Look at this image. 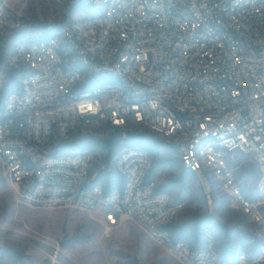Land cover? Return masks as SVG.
Segmentation results:
<instances>
[{
  "label": "built area",
  "instance_id": "2783aa9c",
  "mask_svg": "<svg viewBox=\"0 0 264 264\" xmlns=\"http://www.w3.org/2000/svg\"><path fill=\"white\" fill-rule=\"evenodd\" d=\"M76 2L88 8L63 23L61 38L34 33L15 48L27 71L0 102V158L17 199L101 210L109 228L128 217L182 264H264V242L229 262L209 247L175 241L165 226L180 205L147 183V150L118 151L112 164L126 184L106 193L93 183L88 150L57 148L91 116L150 129L176 144L209 198L211 175L220 180L264 239V216L229 167L244 154L264 173V0ZM7 22L0 7V37ZM4 82L0 71V88Z\"/></svg>",
  "mask_w": 264,
  "mask_h": 264
},
{
  "label": "rangeland",
  "instance_id": "374dc122",
  "mask_svg": "<svg viewBox=\"0 0 264 264\" xmlns=\"http://www.w3.org/2000/svg\"><path fill=\"white\" fill-rule=\"evenodd\" d=\"M70 0H3L0 6L7 15L3 35L7 38L18 25L58 23ZM33 31L9 39L4 56L0 48V71L7 64L19 65L15 48L19 41L31 38ZM6 43L0 40V45ZM91 120L98 116H91ZM80 130L87 137L106 139L101 122L82 123ZM172 143V142H171ZM93 161V142H84ZM101 146V145H100ZM122 149V148H121ZM163 156V154H162ZM237 187L252 201L264 216V173L257 161L248 155H235L229 161ZM167 165L157 175L155 185H163L175 178ZM211 197L205 199L197 178L191 182L192 193L179 205L176 219H196L205 212L213 213L223 226H210L202 245L216 252L222 260L226 245V230H234L237 253L257 251L263 244L261 225L233 203V197L221 181L211 175ZM174 203L178 190L165 192ZM251 197V199L248 197ZM0 247L21 252L26 264H182L156 238L128 217L109 228L101 210L85 211L74 207H38L19 201L8 183L0 158ZM61 257H57L59 254ZM0 264H16L9 255Z\"/></svg>",
  "mask_w": 264,
  "mask_h": 264
},
{
  "label": "trees",
  "instance_id": "16d2710c",
  "mask_svg": "<svg viewBox=\"0 0 264 264\" xmlns=\"http://www.w3.org/2000/svg\"><path fill=\"white\" fill-rule=\"evenodd\" d=\"M70 1L63 14V18L58 23H34L30 26L18 25L12 28V33L7 38H5L2 33L0 40L6 42L0 45L2 56H4L6 52V45L4 44H7L9 39L16 38L21 33L33 31V33H36L35 39L55 36L61 38V27L63 23L80 10L88 8L81 2L71 4ZM2 4L3 0H0V6ZM3 70L5 73V82L0 88V102L4 101L8 93L21 88L22 78L26 75L27 71L26 67L21 63L19 65L7 64ZM97 120L98 119H96V121ZM94 121L95 120H90L89 122H86L85 120L82 123H91ZM99 122H101L104 131L108 133L106 139H100L93 136L87 137L78 127L70 133L68 138H60L57 145L59 151H64L65 149L85 150L84 142L88 139L90 143L93 142L95 155L100 156L98 152L100 149L102 157L100 156L99 160L95 158L96 160L93 161L91 168V171L94 174V184L100 185L106 193H111L115 189L122 190L126 182L124 176H122L112 164L114 156L121 148L140 147L147 150L153 159L150 173L147 177V183H155L161 166L167 165L170 171L177 175L167 183L157 186L156 190L164 193L178 190L174 202V204L178 205L184 201L188 193H192L191 182L194 178H197L196 174L182 164L177 146L173 141H169L147 128L136 127L133 129H125L113 126L108 122ZM120 133H123L125 136L123 139L115 141L114 137ZM203 195L207 201L208 196L204 192ZM248 197L251 199L249 195ZM213 224L220 227L223 226L221 221H219L213 213L205 212L196 219H175L171 223H168L165 226V229L170 232L175 241L186 242L191 247L197 248L205 245V237L209 234L210 226ZM226 236V245L222 251L223 256L231 257L229 262H235L240 253H237L235 249L233 241L235 237L234 230L227 229ZM251 251L253 252V250ZM6 255L12 257L16 264H26L20 251L12 248L0 247V258Z\"/></svg>",
  "mask_w": 264,
  "mask_h": 264
},
{
  "label": "water",
  "instance_id": "95a60500",
  "mask_svg": "<svg viewBox=\"0 0 264 264\" xmlns=\"http://www.w3.org/2000/svg\"><path fill=\"white\" fill-rule=\"evenodd\" d=\"M124 136L125 135L123 133H120V134H118L117 136L114 137V140L117 141L119 139H123Z\"/></svg>",
  "mask_w": 264,
  "mask_h": 264
},
{
  "label": "bare ground",
  "instance_id": "6f19581e",
  "mask_svg": "<svg viewBox=\"0 0 264 264\" xmlns=\"http://www.w3.org/2000/svg\"><path fill=\"white\" fill-rule=\"evenodd\" d=\"M57 254H59V253H57ZM59 256L61 257L62 255L59 254L57 257H59Z\"/></svg>",
  "mask_w": 264,
  "mask_h": 264
}]
</instances>
